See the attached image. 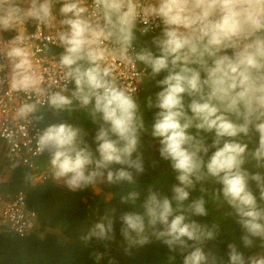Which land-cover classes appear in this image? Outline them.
<instances>
[{
	"label": "clouds",
	"instance_id": "9594fccd",
	"mask_svg": "<svg viewBox=\"0 0 264 264\" xmlns=\"http://www.w3.org/2000/svg\"><path fill=\"white\" fill-rule=\"evenodd\" d=\"M29 25L48 33L40 46ZM0 55V82L20 101L15 116L33 127L53 176L72 192L101 179L130 186L120 200L133 210L119 216L129 247L154 238L168 264L175 255L182 264H264V0H0ZM38 56L50 61L53 83ZM44 105L57 118L83 110L95 147L80 125L49 122ZM145 109L154 110L147 126ZM142 134L178 183L170 197L150 185L141 212ZM192 191L199 195L190 199ZM209 205L227 209L220 219L234 222L238 237L221 241L219 220L193 219L209 216ZM114 213L82 240L112 241ZM103 258L95 253L96 264Z\"/></svg>",
	"mask_w": 264,
	"mask_h": 264
},
{
	"label": "trees",
	"instance_id": "16d2710c",
	"mask_svg": "<svg viewBox=\"0 0 264 264\" xmlns=\"http://www.w3.org/2000/svg\"><path fill=\"white\" fill-rule=\"evenodd\" d=\"M148 116L147 120H144L146 126L152 123V113ZM95 127L86 125L83 128L88 133L86 139L93 148ZM157 147V142L150 136L141 135L140 148L147 169L146 173L138 178L135 189L141 193L136 204V210L141 212L143 210L140 204L147 195V188L150 185L153 191L160 190L170 197L171 187L178 183L169 163L159 159ZM153 161L154 167L151 166ZM96 185L100 188L99 193H94L90 186L64 195L54 179L33 182L32 173L27 169L1 163L0 191L2 193L24 191L27 206L36 211L37 225L35 231L22 237L10 232L0 233V264H96V252L104 254L100 264H109L110 260L114 264H168V250L159 241L152 238V242L147 245L129 247L127 241L120 235V214L133 210L131 204L122 203L120 200V197L130 190V186L126 183L110 186L102 179L98 180ZM107 194L110 196L107 197ZM198 195V191H192L190 199ZM112 209L115 210V238L103 245L94 238L85 243L82 237L100 221L102 216L111 214ZM209 209V216L193 219L209 224L213 220H219L221 228L225 230L220 236L221 241L227 239L226 233L239 236L238 226L234 222L230 219H220V211L227 209L218 211L211 205ZM208 246L212 247V243L210 242ZM219 248V254L224 255V244L220 243ZM172 264H182V256L175 255Z\"/></svg>",
	"mask_w": 264,
	"mask_h": 264
},
{
	"label": "built area",
	"instance_id": "2783aa9c",
	"mask_svg": "<svg viewBox=\"0 0 264 264\" xmlns=\"http://www.w3.org/2000/svg\"><path fill=\"white\" fill-rule=\"evenodd\" d=\"M27 31L36 34L32 37V43L37 46H40L44 36L48 35L46 31L42 32L35 25L27 26ZM11 35H15V33ZM37 36H39V39H37ZM38 62L42 66V69H47L43 73L46 78V83H53L55 74L50 61L38 56ZM2 63H4V60L3 56L0 55V64ZM121 71L124 73L122 77L124 82L133 84L134 81L128 75L127 69H122ZM139 93H141V90L138 88ZM11 95L12 93H10L7 84L0 82V142H2L5 149V156L12 165L30 171L35 182L55 179L49 162L42 161L46 154L40 155L35 151L33 127L26 121H21L16 118L15 110L20 101L18 100L15 103L11 102L9 100ZM20 96L21 100L25 98L24 94H20ZM31 99L35 100L38 98L31 97ZM44 107L47 106L44 105ZM4 159L3 156H0V163ZM36 225V211L27 206L24 191L17 190L13 193L6 194L0 191V233L10 232L22 237L34 231Z\"/></svg>",
	"mask_w": 264,
	"mask_h": 264
},
{
	"label": "rangeland",
	"instance_id": "374dc122",
	"mask_svg": "<svg viewBox=\"0 0 264 264\" xmlns=\"http://www.w3.org/2000/svg\"><path fill=\"white\" fill-rule=\"evenodd\" d=\"M54 51H59V49H54ZM147 90H148V93H154L155 91H158V89H156L152 84H148L147 86ZM145 92L143 91L139 96V98H143L145 96ZM42 111L44 112L45 114V118L49 121V122H68V123H73V124H78L80 125L82 128H85L86 125L88 126H95L93 124H90L91 121L90 119L87 117V114L83 112V110H80V111H74L72 112L71 114L69 113H62L61 116L59 118H57L56 116H53L51 111L47 108V107H44L42 109ZM152 111L154 110H148V109H145L144 110V120L146 121L147 120V117L148 114L150 115V113H152ZM151 120V119H150ZM0 156H3L5 159L1 162V163H8L12 165V163L7 159V157L5 156V149L3 147V144L2 142H0ZM7 161V162H6ZM43 162H49V157L48 155L46 154L44 156V158L42 159ZM0 163V165H1ZM2 180V179H1ZM55 183H57L60 187H61V190H62V194L66 195L68 193H71L72 191L68 190L64 183H63V180H57L55 179ZM35 182V181H33ZM95 186V187H94ZM93 187L91 186V188L93 189V192L94 193H99L100 192V189L98 186L94 185ZM6 193H11V192H4V194ZM110 194H107V197H109ZM36 230V228L34 229V231Z\"/></svg>",
	"mask_w": 264,
	"mask_h": 264
},
{
	"label": "crops",
	"instance_id": "0c3cea01",
	"mask_svg": "<svg viewBox=\"0 0 264 264\" xmlns=\"http://www.w3.org/2000/svg\"><path fill=\"white\" fill-rule=\"evenodd\" d=\"M141 92H143V91H141ZM55 179H56V178H55ZM55 179H54V180H55ZM55 182H56V181H55ZM95 185H96V184H95ZM93 186H94V185H93ZM93 186H92V187H93ZM96 186H97V185H96ZM94 187H95V186H94ZM99 189H100V188H99Z\"/></svg>",
	"mask_w": 264,
	"mask_h": 264
}]
</instances>
